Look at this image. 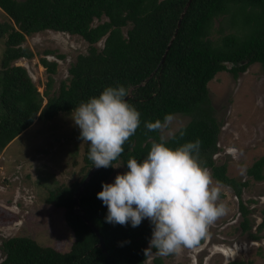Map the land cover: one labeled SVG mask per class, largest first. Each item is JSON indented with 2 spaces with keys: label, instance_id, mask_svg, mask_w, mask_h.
I'll return each mask as SVG.
<instances>
[{
  "label": "trees",
  "instance_id": "obj_1",
  "mask_svg": "<svg viewBox=\"0 0 264 264\" xmlns=\"http://www.w3.org/2000/svg\"><path fill=\"white\" fill-rule=\"evenodd\" d=\"M185 1L0 0V9L6 15V20L0 21V149L33 120L69 114L82 101L98 96L104 87L122 85L130 92L126 100L140 113L141 124L113 163L120 162L127 169L129 157L137 161L146 158L152 141L160 137L158 131H149L145 122L163 123L174 112L189 115L184 124L164 138L165 142L174 148L201 141V162L216 181L229 186L237 196L240 231L246 232L249 239H258L263 236L264 204L258 208L260 219L251 230L247 216L255 208L240 198L247 179L229 176L226 164L213 160L218 149L219 121L207 96L206 83L223 69L235 77L252 62H258L264 70V0H190L158 65ZM94 18L98 21L92 23ZM215 19L219 35L210 38ZM44 29L77 34L88 44L85 52L75 55L67 68L68 76L59 81L55 93L50 91L54 60L38 57L47 72L41 91L26 68L14 63L20 57L34 55L22 43L27 35ZM101 38L102 44L97 47L95 43ZM180 130L185 132L183 137ZM88 152L89 144L82 142L80 177L50 184L43 197L44 202L61 209L71 234L68 246L59 249L40 244L29 235H10L0 243V264H109V260L111 264H144L151 238L150 222L144 219L135 228L130 223H108L107 207L96 195L102 182L107 183L112 166L93 171L78 196V209L73 210L72 195L92 165ZM263 168L264 154L245 168V174L260 180L264 178ZM90 224L102 238L106 253L97 244L98 235ZM153 260L161 262L157 256ZM243 263L242 259H231L224 264Z\"/></svg>",
  "mask_w": 264,
  "mask_h": 264
},
{
  "label": "rangeland",
  "instance_id": "obj_2",
  "mask_svg": "<svg viewBox=\"0 0 264 264\" xmlns=\"http://www.w3.org/2000/svg\"><path fill=\"white\" fill-rule=\"evenodd\" d=\"M4 20L6 15L0 9V21ZM97 21L94 18L92 23ZM216 26L217 19L209 33L210 38L219 35L215 31ZM22 44L28 46L34 55L20 57L14 63L26 68L39 91L43 88L47 72L38 62V57L45 56L56 62L50 90L53 93L57 91L59 81L68 76L67 68L75 55L85 52L88 45L77 34L52 29L31 33ZM101 44L102 38L95 43L97 47ZM1 48L0 38V52ZM206 86L215 118L219 121L218 149L212 157L215 163L226 164L229 176L247 179L240 198L248 207L255 208L247 216L250 229L254 230L260 219L258 208L264 204V178L255 180L245 171L242 174L241 170L264 154V70L258 62L249 63L235 77L228 70H219ZM71 114H59L48 120L35 119L0 149V243L10 235H29L40 244L59 249L68 246L71 234L62 219L61 209L44 202L43 197L50 184L67 183L80 177L82 142ZM188 119L187 114L172 113L162 123L159 137L166 138ZM114 165L120 166L113 167L107 183H112L117 173L127 170L120 162ZM262 171L264 173V168ZM220 184L223 189L221 202L229 211L210 226L209 235L201 240L199 246L183 248L179 253L168 256L150 251L144 264H157L154 256L160 258V264H224L231 259H242L243 264H264V229L261 231L263 236L258 239H249L246 232L240 231L237 196L229 186ZM248 198L254 201L247 202ZM229 250L235 255H226ZM2 256L0 248V259Z\"/></svg>",
  "mask_w": 264,
  "mask_h": 264
},
{
  "label": "clouds",
  "instance_id": "obj_3",
  "mask_svg": "<svg viewBox=\"0 0 264 264\" xmlns=\"http://www.w3.org/2000/svg\"><path fill=\"white\" fill-rule=\"evenodd\" d=\"M126 96L124 86H106L72 111L79 139L89 144L88 158L96 168L119 167L113 162L140 127V113ZM145 127L159 131L163 124L156 120L145 122ZM200 146L196 139L173 148L161 137L152 141L146 158L129 157L124 173H117L112 183L102 182L96 195L107 207L106 222L134 228L144 219L150 222L145 254L155 249L168 256L194 249L209 235L210 226L228 213L221 202L222 185L201 162ZM226 255L235 253L229 250Z\"/></svg>",
  "mask_w": 264,
  "mask_h": 264
},
{
  "label": "water",
  "instance_id": "obj_4",
  "mask_svg": "<svg viewBox=\"0 0 264 264\" xmlns=\"http://www.w3.org/2000/svg\"><path fill=\"white\" fill-rule=\"evenodd\" d=\"M189 2H190V0H186L185 1L184 5L182 7V10L179 13V16H178L177 21H176V26H175V28L173 30V33L171 34L170 38L168 39V41L166 43V46H165V48H164V50H163V52H162V54L160 56V59L158 61V65L160 63H162V61L164 59V56H165L166 51H167V48H168V46H169V44H170V42H171V40L173 38V35H174L175 31H176L177 26L179 25L180 18L182 16L183 12L185 11V9L187 8ZM242 61L243 60H241L240 62H242ZM129 96H130V92L127 91V96L125 97V99H127ZM95 169H96V167L94 165H91L89 167L87 173L84 175L83 179L77 184L76 189H75V191H74V193L72 195V207H73V210H77L78 209V200H77L78 199V196H79L80 192L82 191V189L84 188V185L86 184L87 180L90 178L91 174L93 173V171ZM84 220H85V222H88L87 219L84 218ZM90 226L93 228V230L95 231V233L98 235V243L97 244L100 246L101 250L104 253H106V250H105V247H104V243H103L102 238L99 236V234L95 230L94 226L92 224H90ZM109 264H111L110 260H109Z\"/></svg>",
  "mask_w": 264,
  "mask_h": 264
}]
</instances>
